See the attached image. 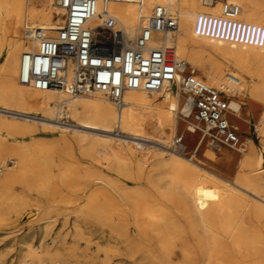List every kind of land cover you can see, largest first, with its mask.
I'll list each match as a JSON object with an SVG mask.
<instances>
[{
  "label": "bare ground",
  "instance_id": "bare-ground-1",
  "mask_svg": "<svg viewBox=\"0 0 264 264\" xmlns=\"http://www.w3.org/2000/svg\"><path fill=\"white\" fill-rule=\"evenodd\" d=\"M228 1L239 5L236 17L223 15L220 0H97V13L106 10L115 16L127 36L134 38L155 5L175 12L178 27L154 32L151 43L173 45L175 55L186 60L187 68H194L199 78L224 93H247L251 100H260L253 125L264 147V0ZM63 11L54 0H0V108L21 114L40 110L44 118L67 108L77 126L106 132L102 135L106 144L97 152L100 160L127 167L136 156L140 171L152 161V168L159 171V196L116 185L89 167L74 169L75 160L68 158L66 151L44 141L23 146L0 140V165L4 166L0 221L29 205L36 213L45 214L68 199L66 191L77 178L88 177L106 182L120 197L99 184L86 192V202L74 211L76 219L107 226L129 247L131 256L136 247L143 249L134 264H264V156L259 155L252 138L241 140L245 147L241 144L237 148L239 169L230 181L202 168L193 156L169 150L178 130L195 145V132L200 127L187 97L172 86L150 91L127 89L118 107L101 91L71 96L19 79L22 53L36 47L33 30L59 28L64 22ZM228 100L231 111L241 114L242 104L234 98ZM181 118L189 122L186 129ZM0 125L18 133L28 131L26 124L0 120ZM136 139L150 140L159 149L139 150ZM200 144L208 147L206 142ZM207 150L210 158L217 156L212 149ZM236 155L223 150L220 159L225 162ZM18 186L35 190L39 198L32 203L17 191ZM75 227L80 231L81 222ZM73 235L82 237L80 232ZM76 247L62 250L27 243L17 262L7 264H27L34 258L43 264L46 260L68 264L67 257ZM103 251L104 264H114L111 254L119 249L108 246ZM4 255L5 251H0V264Z\"/></svg>",
  "mask_w": 264,
  "mask_h": 264
},
{
  "label": "built area",
  "instance_id": "built-area-1",
  "mask_svg": "<svg viewBox=\"0 0 264 264\" xmlns=\"http://www.w3.org/2000/svg\"><path fill=\"white\" fill-rule=\"evenodd\" d=\"M64 11L56 29L36 28V47L22 53L19 79L40 89H60L71 96L101 91L116 106L127 89L155 90L176 85L186 95L194 118L203 124L211 145L239 148V128L230 120L231 107L224 92L199 78L173 45L151 43L156 31L174 30L178 16L157 4L134 38L106 10L97 13V0H54ZM223 15L233 18L238 4L222 0ZM172 149L183 151L182 134H175Z\"/></svg>",
  "mask_w": 264,
  "mask_h": 264
},
{
  "label": "rangeland",
  "instance_id": "rangeland-1",
  "mask_svg": "<svg viewBox=\"0 0 264 264\" xmlns=\"http://www.w3.org/2000/svg\"><path fill=\"white\" fill-rule=\"evenodd\" d=\"M172 89L174 91H179L183 97H186L178 86L173 85ZM224 96L227 99L234 98L242 104L241 114L235 115L231 111L230 120L238 125L240 139L246 142L248 137L252 138L259 155L263 157L264 147L261 145L258 132L253 125L256 121L261 101L257 99L251 100L247 93L237 95L224 93ZM106 97L112 100L107 95ZM30 111H32L33 114H21L12 110L0 108V120L9 123L28 125V131H22L20 133L10 131L5 126L0 125V140L23 146H28L30 143L38 140L44 141L54 146L58 151H66L67 154H69L67 157L69 158L71 156L75 160L74 169L79 166L89 167L108 176L116 185H122L129 189H143L152 197L159 196L157 190L159 171L152 168V161L147 162L142 171L139 170L136 156L131 157L127 167H123L117 162L106 163L97 156L98 150L106 144L105 139L102 137L106 132L99 129L77 126L75 124L76 119L70 114L67 108L61 111L57 110L52 118L41 117L43 112L40 110ZM182 122L185 124L182 126L183 129H186V125L189 122L185 119H182ZM199 124L200 127H197V131L195 132L198 138V142L195 145L191 146L189 144V137L188 135L185 136L182 130H178L174 133V135H184L183 140L186 148L182 153L198 159L200 165L204 166H202V168L207 169L221 178L232 181L236 171L239 169L238 156L240 155V149L226 145L214 147L208 140V135H205L203 132V124ZM115 130L118 132L117 127ZM135 141L139 143V150L144 148L145 149L142 151H146V148H150L151 150L159 149V145L150 140L136 139ZM201 142H206L208 144L207 148L215 151L217 156H214L215 158L213 159L210 158L207 148L204 149L200 144ZM241 147L243 148L245 145L242 144ZM169 150L172 151V148H169ZM223 150H228L231 153L235 152L238 155L230 156L224 162L220 159ZM7 163L12 164L10 160ZM60 164L61 162L58 160L57 165L59 166ZM0 168H2V170H0V174H2L4 166L0 165ZM55 171H57V169H55ZM97 181L100 180L88 177L77 178L75 183L66 191V197L68 199L66 201H61L56 207H53L54 209L51 208L45 214L36 213L34 206L29 205L18 209L17 212L11 214L7 219L1 220L0 251H5L2 264H7L11 261L17 262L24 253L27 243L34 246L43 243V245L59 247L62 250L73 245L78 246L73 254L68 255V264H104L105 255L103 249L108 246L117 247L119 249L115 255L111 254V260L114 261V264L136 263L137 260L142 257L144 253V251H142L143 249L136 247L135 250H137V252L131 256L130 249H128L129 247L127 248L125 243L119 240L117 234L111 233L107 226H101L94 220L82 222L76 219L74 211L86 202V192L98 187L99 184L104 185L115 197H120V192H118L117 189L111 187L106 182ZM17 191L26 194L27 197L30 198L29 201L32 203L39 198L35 190H30L23 186H18ZM77 222H81L82 224L80 231L76 230L75 225ZM79 232L82 234V237L80 239L78 238V240L73 234ZM45 262L46 264H54L48 260ZM27 264L43 263L42 260L34 258ZM159 264L164 263L160 262Z\"/></svg>",
  "mask_w": 264,
  "mask_h": 264
}]
</instances>
